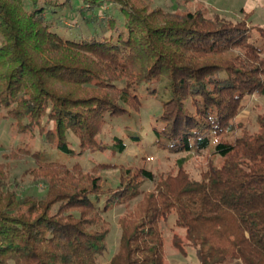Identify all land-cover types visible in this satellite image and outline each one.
<instances>
[{
	"label": "trees",
	"instance_id": "1",
	"mask_svg": "<svg viewBox=\"0 0 264 264\" xmlns=\"http://www.w3.org/2000/svg\"><path fill=\"white\" fill-rule=\"evenodd\" d=\"M150 6L0 0V109L11 137L39 139L38 148L19 142L14 152L33 158L29 174L46 183L40 197L18 195L0 177V264H99L104 215L132 202L106 264H167L159 223L169 217L184 230V243L173 235L174 247L195 250L199 264H264V113L256 131L237 122L249 97H264V28L210 9ZM77 18L88 29L97 20L100 32L64 24ZM147 101L157 113L144 126L134 114ZM146 137L158 150L208 151L222 162L198 180L180 170L157 179L143 167H119L115 189L95 174L115 166L106 157ZM98 152L89 170L71 163Z\"/></svg>",
	"mask_w": 264,
	"mask_h": 264
},
{
	"label": "rangeland",
	"instance_id": "2",
	"mask_svg": "<svg viewBox=\"0 0 264 264\" xmlns=\"http://www.w3.org/2000/svg\"><path fill=\"white\" fill-rule=\"evenodd\" d=\"M151 4L150 8L161 7L167 11H174L177 14H184L186 12L205 11L210 13H218L225 18L232 20H245L252 25H259L264 28V0H148ZM111 13L114 14L116 19H121L119 12L114 7ZM110 8L107 5H103V11L109 13ZM109 16V15H108ZM93 18V17H92ZM103 18V19H102ZM100 20H104V16L100 17ZM66 23V24H65ZM64 24L69 29L78 28L83 35H88L92 31H99V24L97 20H93L90 29L85 26L79 18L73 23L65 22ZM253 38H259L257 32H253ZM70 86V85H69ZM59 87V85H58ZM68 86H64L63 89H68ZM143 109V113L134 114L137 120L140 118L142 125L146 126L147 121L151 120L152 116L157 113L154 105H148ZM148 106V107H147ZM259 113H264V97L252 96L246 100L242 111L237 117V122L242 123L250 131H256V116ZM4 111L0 109V177L5 179L4 185H7L11 190L18 195L28 194L40 197L44 195L46 189V183L39 179H34L29 171L36 167V163L33 158H30L26 154H17L14 152L16 144L19 142H28L29 145H33V149L38 148L39 139L31 140L25 137L22 141L20 139H14L11 137L8 131L10 120L4 118ZM139 116V117H138ZM110 124V123H109ZM112 124V123H111ZM114 128L107 127L102 132L100 138L102 140H108L114 133ZM69 140L75 144V140L69 136ZM106 142V141H105ZM152 138L146 137L141 147L129 146L125 152L117 157L109 158L115 166L107 167V169L96 172L97 176H100L101 181L105 182L111 188H114L118 184V177L120 175V169L127 168L129 166L137 168L149 169L154 176L158 179L166 177L168 175H175L178 171H184L188 177L198 180L202 173L212 165H219L222 161L215 158L210 152H203L200 154L193 153H168L166 151L158 150L152 146ZM103 155L98 152L96 154L86 153L78 158L71 160V163L79 162L85 170H89L95 164L97 158L100 159ZM105 157L103 160H107ZM102 159V158H101ZM121 165V166H120ZM121 168V169H122ZM3 170V172H2ZM91 172V171H90ZM145 190H150L152 185L145 182L142 186ZM139 200H136V203ZM135 202H132L129 206L126 204H118L113 206L107 214L104 215L105 220L108 222L107 227L109 233L106 238V250L102 256L99 257V264H106L113 253L117 249V244L120 236V224L119 219L127 217L132 214ZM159 230L162 233L163 239V252L165 262L167 264H199L195 254V250L183 246L185 254L179 252L172 242L173 235H178L181 243H184V230L174 225V218L169 217L165 221L159 223Z\"/></svg>",
	"mask_w": 264,
	"mask_h": 264
}]
</instances>
